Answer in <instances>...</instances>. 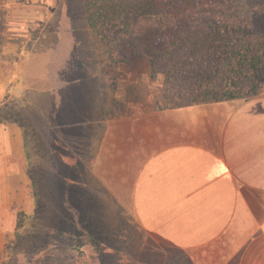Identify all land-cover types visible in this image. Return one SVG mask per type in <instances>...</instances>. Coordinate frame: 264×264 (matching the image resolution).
<instances>
[{"label": "rangeland", "instance_id": "1", "mask_svg": "<svg viewBox=\"0 0 264 264\" xmlns=\"http://www.w3.org/2000/svg\"><path fill=\"white\" fill-rule=\"evenodd\" d=\"M85 1L0 0V64L9 71L16 59L27 80L17 101L6 102L0 88V156L3 141L16 149L15 173L0 181V264H118L132 256L130 215L113 197L115 182L99 180L109 176L98 157L105 123L159 111L156 99L179 102L162 76L150 78L148 58L114 62L87 22ZM232 4L223 14L256 20L253 33L263 36L264 0ZM9 32L24 36L13 43ZM21 41L18 58L10 44ZM52 91L64 95L62 109L51 112L48 100L46 115H36V100Z\"/></svg>", "mask_w": 264, "mask_h": 264}, {"label": "crops", "instance_id": "2", "mask_svg": "<svg viewBox=\"0 0 264 264\" xmlns=\"http://www.w3.org/2000/svg\"><path fill=\"white\" fill-rule=\"evenodd\" d=\"M9 33L13 43L24 36ZM13 43L19 58L26 43ZM18 62L9 71L0 64L6 102L21 99L27 83ZM45 95L36 115L48 100L51 112L62 109V93ZM105 124L98 157L109 176L99 180L115 182L113 197L131 220L132 256L118 264H264V96L121 114ZM8 143L0 181L16 170Z\"/></svg>", "mask_w": 264, "mask_h": 264}, {"label": "trees", "instance_id": "3", "mask_svg": "<svg viewBox=\"0 0 264 264\" xmlns=\"http://www.w3.org/2000/svg\"><path fill=\"white\" fill-rule=\"evenodd\" d=\"M233 2L87 0L85 7L115 63L148 58L150 78H164V92L179 103L156 99L161 111L264 95V34L253 33L256 20L223 14Z\"/></svg>", "mask_w": 264, "mask_h": 264}]
</instances>
